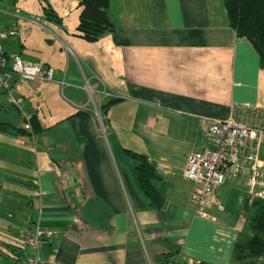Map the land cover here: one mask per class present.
Instances as JSON below:
<instances>
[{
    "label": "crops",
    "instance_id": "crops-1",
    "mask_svg": "<svg viewBox=\"0 0 264 264\" xmlns=\"http://www.w3.org/2000/svg\"><path fill=\"white\" fill-rule=\"evenodd\" d=\"M106 13L113 30L92 42L61 17L39 57L19 31L15 46L1 41L7 53L53 69L50 81L14 86L15 107L23 120L36 117V133L0 131V184L29 188L1 201L18 240L1 254L13 264L18 231L38 222L56 232L40 247L39 264H161L168 253L231 264L253 200L244 178L229 177L216 193L222 208L201 218L183 171L187 155L207 145L201 117L264 109V65L229 25L222 0H109ZM110 98L117 100L100 109ZM127 150L151 163L161 209L139 192ZM257 158L264 177V135Z\"/></svg>",
    "mask_w": 264,
    "mask_h": 264
},
{
    "label": "built area",
    "instance_id": "built-area-1",
    "mask_svg": "<svg viewBox=\"0 0 264 264\" xmlns=\"http://www.w3.org/2000/svg\"><path fill=\"white\" fill-rule=\"evenodd\" d=\"M17 34L15 25L0 29V94L14 106L21 101L13 93L15 83L53 78L52 68L27 63L19 54L4 50L1 41L15 38ZM249 114L239 118L233 115L225 119L200 118L207 145L187 155L183 175L193 183L189 201L194 213L201 218L209 217V208H222L216 193L229 177H243L252 198L264 200V177L257 158L258 144L264 135V109H251ZM28 119L23 124L24 129H30ZM55 233L38 222L32 228H21L18 237L25 247L21 264H39L40 247Z\"/></svg>",
    "mask_w": 264,
    "mask_h": 264
},
{
    "label": "trees",
    "instance_id": "trees-1",
    "mask_svg": "<svg viewBox=\"0 0 264 264\" xmlns=\"http://www.w3.org/2000/svg\"><path fill=\"white\" fill-rule=\"evenodd\" d=\"M42 4L45 17L57 23L61 17L51 7L49 0H38ZM79 7L75 35L87 42L97 40L104 32L113 30V23L106 13L109 0H74ZM229 25L237 36L246 38L259 55L264 65V0H222ZM110 98L100 109L106 110L115 102ZM83 117L81 112L75 113ZM31 133H36L38 123L35 116L28 119ZM1 132H11L17 135L30 134L23 127L15 128L9 123L0 122ZM135 162V183L139 192L144 196L147 205L161 209L164 200L154 185L156 176L151 163L144 154L126 151ZM24 244L13 246V264H21L24 258ZM264 256V200L253 198L246 216L245 229L240 232L233 244L231 264H257ZM161 264H202L183 259L175 253L163 254Z\"/></svg>",
    "mask_w": 264,
    "mask_h": 264
},
{
    "label": "rangeland",
    "instance_id": "rangeland-1",
    "mask_svg": "<svg viewBox=\"0 0 264 264\" xmlns=\"http://www.w3.org/2000/svg\"><path fill=\"white\" fill-rule=\"evenodd\" d=\"M49 3L57 15L62 17L63 26L73 31L79 13L77 3L74 0H49ZM10 25H17L21 34L20 41L22 43L25 41L26 50L33 57L47 54L46 34L49 35L50 27L57 28V22L45 17L42 4L38 0H0V29ZM6 41L16 45V38H9ZM25 120L21 118L17 108L7 101L5 95H0V121H9L15 128H21ZM8 139H13V137ZM8 139L6 138L5 141H9ZM25 184L21 181H15V183L5 181L4 184H0V211L7 213H0V264H11L1 253H3L2 251L6 252L5 245L7 243L15 244L18 242L14 234L15 217L7 212L8 207H4L2 203L4 204L11 194L15 193L16 200L21 198L22 194H26L29 188ZM257 264H264V256L258 259Z\"/></svg>",
    "mask_w": 264,
    "mask_h": 264
}]
</instances>
